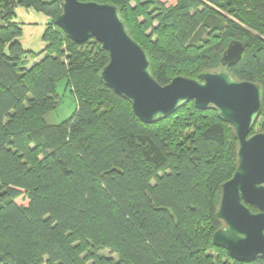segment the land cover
<instances>
[{
  "label": "trees",
  "instance_id": "16d2710c",
  "mask_svg": "<svg viewBox=\"0 0 264 264\" xmlns=\"http://www.w3.org/2000/svg\"><path fill=\"white\" fill-rule=\"evenodd\" d=\"M79 1L117 7L161 85L220 70L229 41H242L226 69L263 88L252 132L264 131V0ZM16 6L49 19L40 51L19 41ZM60 12L61 0H0V264H264L212 242L220 186L237 162L231 125L192 100L142 122L98 77L107 51L73 42L54 22ZM62 79L76 108L50 124Z\"/></svg>",
  "mask_w": 264,
  "mask_h": 264
},
{
  "label": "water",
  "instance_id": "95a60500",
  "mask_svg": "<svg viewBox=\"0 0 264 264\" xmlns=\"http://www.w3.org/2000/svg\"><path fill=\"white\" fill-rule=\"evenodd\" d=\"M54 22L73 42L92 38L101 44L108 60L99 79L128 100L142 122H156L191 100L200 110H218L237 139V162L233 175L220 186L216 216L223 225L214 231L212 242L239 262L264 258V131L252 132L263 88L235 79L226 69L240 60L244 43L229 41L220 70L204 71L198 78L178 75L161 85L152 74L147 52L129 34L114 4L61 0Z\"/></svg>",
  "mask_w": 264,
  "mask_h": 264
},
{
  "label": "rangeland",
  "instance_id": "374dc122",
  "mask_svg": "<svg viewBox=\"0 0 264 264\" xmlns=\"http://www.w3.org/2000/svg\"><path fill=\"white\" fill-rule=\"evenodd\" d=\"M165 6L173 5L175 0H160ZM15 15L13 20L18 21L22 25V33L19 36V41L26 50L38 52L44 47V42L41 39L42 32L45 24L49 19L46 15L23 6L15 7ZM29 63L34 61L31 57L28 58ZM29 65V64H28ZM57 106L48 111L44 115L47 123L55 124L67 119L76 108V99L72 91L66 87L65 79L58 81L56 85ZM261 131L257 125L254 127L253 132ZM18 204L26 205L27 197L22 194L15 199ZM253 211V210H252ZM255 210L254 212H256ZM100 253L108 254V250L102 249ZM114 256V255H113ZM115 257V256H114Z\"/></svg>",
  "mask_w": 264,
  "mask_h": 264
}]
</instances>
